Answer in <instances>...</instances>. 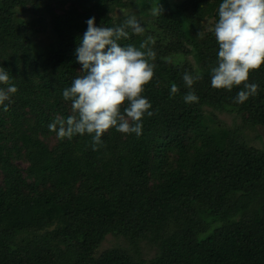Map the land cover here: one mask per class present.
Wrapping results in <instances>:
<instances>
[{
	"label": "trees",
	"instance_id": "obj_1",
	"mask_svg": "<svg viewBox=\"0 0 264 264\" xmlns=\"http://www.w3.org/2000/svg\"><path fill=\"white\" fill-rule=\"evenodd\" d=\"M145 1L162 8L146 16L163 36L149 42L154 75L142 93L153 115L143 116L141 135L112 128L93 150L89 134L59 139L48 125L71 114L62 91L84 75L75 48L86 21L119 26L107 15L121 0H0V67L17 88L0 104V264H264V153L242 137L251 126L264 143V64L247 81L257 93L235 103L243 84L211 86L219 48L202 27L218 21L223 0ZM70 6L81 16L68 15ZM48 19L46 55L35 38ZM128 32L121 46L148 39ZM185 72L200 77L191 88ZM190 91L198 102L185 103ZM203 108L242 124L223 127ZM109 238L127 246L96 255ZM141 246L153 250L148 260Z\"/></svg>",
	"mask_w": 264,
	"mask_h": 264
},
{
	"label": "clouds",
	"instance_id": "obj_2",
	"mask_svg": "<svg viewBox=\"0 0 264 264\" xmlns=\"http://www.w3.org/2000/svg\"><path fill=\"white\" fill-rule=\"evenodd\" d=\"M160 4L152 8L154 16L161 15ZM87 30L75 48L76 61L84 75L76 77L70 87L62 91L65 101L71 102V114L65 119L56 116L48 125L57 138L71 139L74 135L89 134L93 150L102 144L101 137L114 128L123 134H142V118L151 104L142 95L144 86L154 75L156 53L149 42L143 41L139 48L121 46L118 41L128 39L132 33H144L143 26L134 15L116 27H96L95 18L87 21ZM218 43L216 67L211 69V86L214 89L232 90L243 84V90L235 97V103H243L257 93L258 86L247 83L250 71L264 64V0H223L218 8V21L209 28ZM199 34V33H198ZM183 81L191 88L195 80L188 72ZM0 104L17 92L9 73L0 67ZM171 94L179 89L171 86ZM193 92L184 96L185 103L198 102ZM127 106L121 110L122 105ZM7 106L4 111H7Z\"/></svg>",
	"mask_w": 264,
	"mask_h": 264
},
{
	"label": "rangeland",
	"instance_id": "obj_3",
	"mask_svg": "<svg viewBox=\"0 0 264 264\" xmlns=\"http://www.w3.org/2000/svg\"><path fill=\"white\" fill-rule=\"evenodd\" d=\"M170 2L172 3V0H170ZM121 4H123V5H121L120 8H114L113 12H110L107 15V17L109 19H112V21H114L116 25H118V24L120 25L129 16L134 15L137 18V20L139 21V23L144 28V33L140 34L141 36L148 37V38L152 37L153 41H158L159 39H163V36L160 34V32L158 31V29L156 27L154 19L151 17H146V16H152L153 15L151 7H155L158 4H154L152 6H146L145 0H143V1L135 0L133 2L128 3V6H125L126 5L125 0H121ZM65 8H66V10H69L68 6H66ZM72 11H74V10L70 6V11H69L68 15H70V13H71V15L79 17L82 14V12H79V11H76V12H72ZM63 12H65V9H63L62 11H57L56 13L62 14ZM79 13H80V15H79ZM18 17L20 19L25 20L26 18L31 17V15L29 13L26 14L25 16L22 14H18ZM107 17H106V15L104 16L105 20H107ZM70 19H72V18H70ZM215 23H216V21H215L214 17L212 16V17H209V18L204 20L202 27L205 28L206 31H208L209 28L213 27ZM134 35H136V34H134ZM53 37H54V35H53V31H52V22H50V20L48 19V23H47L46 27L44 29H40V32L37 33V37L35 38L36 43L40 44V45H38L37 48H39V47L42 48L41 50L46 51L44 53L46 55H49L52 52V50H53L52 48L54 46ZM163 44H165V43H163ZM186 59L189 61H192L191 57H186ZM194 64L195 63L193 62V65ZM202 110L204 112V116L206 115L205 116L206 118H209V119L214 118V120L216 122L222 123L224 125L223 127L238 129V127L242 124V120L240 118H238L234 114L228 113V111H226V110L225 111H216V112L212 111L210 108H203ZM66 112L69 113L70 109ZM209 123H211V122H209ZM258 135L259 134L257 133V131L251 126H250V131L246 129L242 133L243 138H250V140H248V139L247 140L249 141L251 149L264 153V143L260 140V137ZM56 139L57 138L55 136H52V137L47 138V141H49L50 143H54V142H56ZM167 158L171 159L170 156H168ZM170 161H172V160H170ZM115 244L117 246H120V247H126L127 246V243L123 239L109 238L96 251V255L97 254L99 255L102 252L104 253L105 251L111 249V247L115 246ZM140 252H141L142 258L145 260H148L153 255V250L145 249L144 246L140 247Z\"/></svg>",
	"mask_w": 264,
	"mask_h": 264
}]
</instances>
